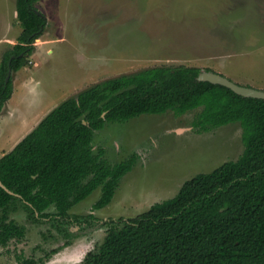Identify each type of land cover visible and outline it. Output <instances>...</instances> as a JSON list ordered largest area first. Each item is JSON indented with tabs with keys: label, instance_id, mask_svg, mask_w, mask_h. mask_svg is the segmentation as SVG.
<instances>
[{
	"label": "trees",
	"instance_id": "16d2710c",
	"mask_svg": "<svg viewBox=\"0 0 264 264\" xmlns=\"http://www.w3.org/2000/svg\"><path fill=\"white\" fill-rule=\"evenodd\" d=\"M37 1L15 0L22 29L0 61V108L12 94L8 68L17 71L27 63L46 24L35 12ZM199 72L185 65L143 69L96 83L51 110L0 156V180L12 192L0 187V246L24 238L25 226L10 216L21 207L28 222L48 225L65 246L104 228L101 243L77 264H264V99L199 81ZM198 107L192 121L197 131L239 123L243 151L237 159L195 174L173 197L134 217L70 212L98 186L91 211L108 205L137 161L133 152L108 163L102 148L93 149L96 130L141 114Z\"/></svg>",
	"mask_w": 264,
	"mask_h": 264
},
{
	"label": "rangeland",
	"instance_id": "374dc122",
	"mask_svg": "<svg viewBox=\"0 0 264 264\" xmlns=\"http://www.w3.org/2000/svg\"><path fill=\"white\" fill-rule=\"evenodd\" d=\"M35 6L46 24L27 63L11 70L12 94L0 108V156L64 100L147 68L209 69L264 91V0H39ZM21 29L15 0H0V61ZM200 109L106 122L94 132V151L102 148L111 164L133 152L137 161L108 205L91 211L98 186L70 212L134 217L173 197L195 174L237 159L243 151L239 123L197 131L192 121ZM10 216L26 233L0 246V264H16L17 255L36 264H77L105 235L99 227L63 246L48 225L28 222L21 207Z\"/></svg>",
	"mask_w": 264,
	"mask_h": 264
},
{
	"label": "water",
	"instance_id": "95a60500",
	"mask_svg": "<svg viewBox=\"0 0 264 264\" xmlns=\"http://www.w3.org/2000/svg\"><path fill=\"white\" fill-rule=\"evenodd\" d=\"M35 12L40 15V11L35 10ZM10 74H11V68H8L6 77H5V82H7L10 78ZM197 79L199 81H207L213 84H218V85H222L228 89H230L231 91H233L234 93L244 96V97H252V98H258V99H264V91L263 90H259V89H254L251 87H247V86H242L239 85L233 81H231L230 79L224 77L223 75L216 73L214 71H210V70H204V71H200L199 74L197 75ZM0 187H2L4 190H6L8 193H12L10 190H8L3 183L0 180Z\"/></svg>",
	"mask_w": 264,
	"mask_h": 264
},
{
	"label": "flooded vegetation",
	"instance_id": "af4514ba",
	"mask_svg": "<svg viewBox=\"0 0 264 264\" xmlns=\"http://www.w3.org/2000/svg\"><path fill=\"white\" fill-rule=\"evenodd\" d=\"M31 223V222H30ZM25 226V225H24ZM25 230H26V226H25ZM57 234V233H56ZM59 236V235H58ZM83 236H85V235H83ZM60 238H62L61 236H59ZM80 237V236H79ZM77 238V237H76ZM104 238V237H103ZM75 239V238H74ZM63 242H64V240H63ZM72 242V241H71ZM101 243V242H100ZM63 245V244H62ZM63 246H65V245H63ZM67 246V245H66ZM2 247V246H1ZM53 250H55V249H52V252H53Z\"/></svg>",
	"mask_w": 264,
	"mask_h": 264
},
{
	"label": "crops",
	"instance_id": "0c3cea01",
	"mask_svg": "<svg viewBox=\"0 0 264 264\" xmlns=\"http://www.w3.org/2000/svg\"><path fill=\"white\" fill-rule=\"evenodd\" d=\"M102 219V218H101Z\"/></svg>",
	"mask_w": 264,
	"mask_h": 264
}]
</instances>
